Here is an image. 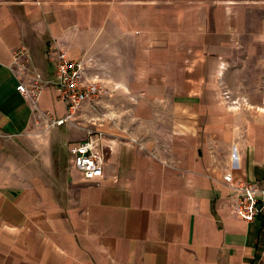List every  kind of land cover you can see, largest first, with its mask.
I'll list each match as a JSON object with an SVG mask.
<instances>
[{
    "label": "crops",
    "instance_id": "obj_1",
    "mask_svg": "<svg viewBox=\"0 0 264 264\" xmlns=\"http://www.w3.org/2000/svg\"><path fill=\"white\" fill-rule=\"evenodd\" d=\"M59 51L116 106L67 165L39 126L68 112ZM90 133L105 165L85 180L70 149ZM227 174L264 185V0H0V264H264Z\"/></svg>",
    "mask_w": 264,
    "mask_h": 264
},
{
    "label": "built area",
    "instance_id": "obj_2",
    "mask_svg": "<svg viewBox=\"0 0 264 264\" xmlns=\"http://www.w3.org/2000/svg\"><path fill=\"white\" fill-rule=\"evenodd\" d=\"M93 63L88 60L74 61L68 54L59 51L54 60V83L59 90L60 98L67 105V115L64 122L76 118L85 103L96 104L102 95L107 93L106 80L98 74H89L88 68ZM36 80L21 83L17 90L29 101L36 103L41 91L42 81ZM227 99L229 96L225 93ZM46 123L57 125L62 121L54 120L49 113L43 114ZM85 142L70 149L71 162L76 171L81 173L85 180H93L103 176L105 156L100 148L101 138L93 136ZM224 181L234 190L236 195L235 211L245 222H251L259 217L264 218V185L257 183L235 182L231 174L224 176Z\"/></svg>",
    "mask_w": 264,
    "mask_h": 264
},
{
    "label": "rangeland",
    "instance_id": "obj_3",
    "mask_svg": "<svg viewBox=\"0 0 264 264\" xmlns=\"http://www.w3.org/2000/svg\"><path fill=\"white\" fill-rule=\"evenodd\" d=\"M107 79L111 81L110 76H107ZM103 103L105 102L104 101L101 102L100 100L96 104L87 105L85 107H82V109L76 115V118L73 120L64 122L66 124L62 123L61 125L62 127H57L56 125H53V124L50 125L46 122H43L39 125L45 131L51 129L53 130V132L55 131V133L56 131H60V133H62L61 143L63 147H62V151L60 152V154L62 155L60 161L62 162L63 165L64 164L67 165L69 158H70V155L68 153V148L71 143L70 141L74 140L72 131L78 132V134L80 133L81 135L85 137L87 132L90 130L92 131L94 130L102 131L103 130V132H105L103 128L107 124L110 125V124L117 123V121L113 122V120H115L116 118L114 117L115 115H111L112 112L115 113L116 106L115 105L107 106L105 104L104 106ZM229 106L236 107V106H239V104L231 103ZM87 116H90V118H87Z\"/></svg>",
    "mask_w": 264,
    "mask_h": 264
}]
</instances>
